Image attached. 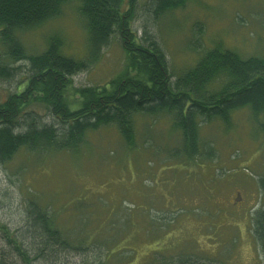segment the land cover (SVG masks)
I'll use <instances>...</instances> for the list:
<instances>
[{"label":"rangeland","instance_id":"374dc122","mask_svg":"<svg viewBox=\"0 0 264 264\" xmlns=\"http://www.w3.org/2000/svg\"><path fill=\"white\" fill-rule=\"evenodd\" d=\"M132 29L153 37L170 73L194 66L209 49L228 50L242 60L264 58V0H187L182 8L149 18L139 0ZM27 55L43 52L50 38L76 60L86 55V31L74 3L43 25L21 32ZM0 81V102L24 77ZM125 67L113 36L97 60L71 78L64 97L71 109L75 89L100 87ZM40 122L55 123L41 111ZM133 146L113 126L89 132L76 154L18 151L0 163V224L24 229L30 201L47 208L58 227L87 248L38 264H264L252 234L251 217L264 211V129L248 107L229 120L213 118L198 128V144L212 147L210 160L175 155L180 133L169 118L136 114ZM204 154V153H203ZM0 248L10 255L0 239ZM80 253V254H79ZM13 258V257H12Z\"/></svg>","mask_w":264,"mask_h":264},{"label":"trees","instance_id":"16d2710c","mask_svg":"<svg viewBox=\"0 0 264 264\" xmlns=\"http://www.w3.org/2000/svg\"><path fill=\"white\" fill-rule=\"evenodd\" d=\"M139 0H0V81L19 73L15 91L0 102V163L18 151L76 154L87 133L113 126L126 146H133L136 114L169 118L181 136L177 156L210 160L212 147L198 144V128L213 118L229 120L231 111L248 107L262 117L264 129V58L242 60L216 48L206 50L193 67L172 74L166 55L150 35L137 37L132 29ZM187 0H148L149 18L182 8ZM74 3L86 31V55L76 60L61 52L60 40L50 38L43 52L27 55L18 35L57 18L62 7ZM116 36L125 55L122 74L100 87L75 89L76 108L64 92L71 78L94 63ZM41 111L55 123L40 122ZM204 153V154H203ZM264 189V181L260 182ZM24 229L13 232L0 224V264H38L88 246L63 232L55 216L35 201L28 203ZM252 234L264 251V211L251 217ZM80 254V253H79ZM13 257V258H12ZM174 264H197L196 259H173ZM102 264V263H101Z\"/></svg>","mask_w":264,"mask_h":264}]
</instances>
